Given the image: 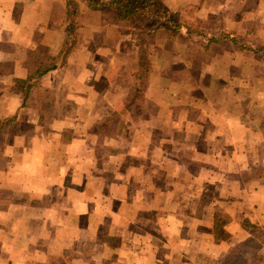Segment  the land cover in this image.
<instances>
[{"label":"crops","instance_id":"obj_1","mask_svg":"<svg viewBox=\"0 0 264 264\" xmlns=\"http://www.w3.org/2000/svg\"><path fill=\"white\" fill-rule=\"evenodd\" d=\"M162 1L179 15L195 8L200 30L214 12V0ZM256 1L264 13V0ZM70 13L77 38L63 55ZM128 29L87 0H0V264H264V155H250L264 145V72H250L244 55L218 51L233 55L241 49L233 41L204 39L199 58L185 60L210 80L212 104L199 107L170 86L177 39L189 51L196 34L159 31L151 48L158 57L132 103L140 58ZM167 43L174 54L164 63ZM224 60L252 79L246 98L225 99ZM110 118L129 121L132 134L114 125L102 138L96 127ZM178 133L189 145L207 142L206 155H169L164 144L179 143Z\"/></svg>","mask_w":264,"mask_h":264},{"label":"rangeland","instance_id":"obj_2","mask_svg":"<svg viewBox=\"0 0 264 264\" xmlns=\"http://www.w3.org/2000/svg\"><path fill=\"white\" fill-rule=\"evenodd\" d=\"M73 1H71L72 3ZM214 2V6L213 3ZM209 1V5H207L208 9H213L214 12H211L213 15L207 18V24L205 28H203V30L201 31V34H196V39L193 40L192 45H191V49L188 50V48L184 45V41L181 40V37H179V39H177V46H176V50H177V55H176V64H174V68H173V78L170 80V86L175 87V92L184 99V101L189 100L190 98L195 96L197 97V104L199 107H205V109L208 108V106L212 103H206V99H205V95H207V93H209L210 89L208 87V84L210 83L209 79H206L204 76L203 77H199L200 71H199V66H191L192 69L190 70L189 68L187 69L185 60H189L190 58V53L193 54V57L196 56L197 58H199L198 56L201 54L202 52V47L200 45V43H202L204 41V39L206 41H208L210 44L211 43H218L219 41H225L226 38H224V36H228L231 35V37H236L238 41H241L243 43H246L250 46L253 47H260L264 45V13L262 14H257V1L256 0H243L242 2L239 1L238 4L242 5L243 7H236V1L235 0H214V1ZM214 7V8H213ZM73 10V8L71 10H69L70 12ZM194 10H196L195 8H190L187 12H184V15H181L182 18L187 21V22H192V21H196V23L199 24V27H201V20H199L198 17H196L193 12ZM225 11V12H224ZM238 11H241L244 15V24L242 25L241 28H239L238 30H230L228 29V26L233 25L234 21L240 20V18H243V15L239 14L238 15ZM254 11V12H253ZM221 12V13H218ZM246 12H249L248 15H245ZM228 13V14H227ZM71 15V13H70ZM69 15V16H70ZM246 16H248V18H246ZM194 26V25H193ZM204 27V26H203ZM128 29V28H127ZM129 30V29H128ZM156 35V34H155ZM155 35H153L152 37H150L147 41H146V50H147V63L149 66V69L152 66V54L154 53V55L156 57L157 56V50L154 49L153 53L151 52V48L154 44V40H155ZM164 36L160 35V43H162L164 41ZM174 40V39H173ZM172 40V41H173ZM227 40V39H226ZM170 41V40H169ZM170 41V42H172ZM229 41V40H228ZM231 42V41H230ZM233 43V42H232ZM168 45V43H167ZM236 45V44H235ZM150 46V47H149ZM164 47V46H163ZM197 49H195V48ZM165 48V47H164ZM172 47H170V45H168V47L166 48L167 51L171 52L168 53L165 51H162V54L160 53V59H164V63L165 61H167L168 59H170V57L174 54V50L170 51ZM239 51H235L232 53L233 55H231V49L229 48H224L222 47L220 50L218 51H228L229 57H232L234 55H244L248 58V60H246V63H248L246 66L249 67L250 72H256V73H263L264 72V65H261L260 67H256V65L253 63V60L251 59V56H247L249 55L248 53H244L243 54V50L244 49H240L238 48ZM246 58V59H247ZM168 62V61H167ZM225 60L223 61L222 67L225 68L229 73H231V78L230 80H226L224 83H222L221 88L222 90H224V92L226 93L225 99L229 100V94H234L236 95V92L239 94H241V96L245 97L248 96V94L246 93V90L243 92L242 89H244V84L245 83H249L252 82V79L249 78L250 81H245L246 79L241 80V75L243 73L242 68H237L236 66L232 65L231 61L229 60L228 65L225 64ZM218 67V65H216ZM220 68V67H218ZM246 70H248V68H246ZM180 71L184 72L181 76V74L179 73ZM188 71V72H187ZM193 72H196V75L193 77ZM248 72V71H246ZM189 73H191V79L188 77ZM181 76V78H179ZM245 81V83H244ZM166 81H161L160 84L165 83ZM248 88V87H246ZM256 88H260L258 87V85L256 86ZM243 94V95H242ZM257 94H260V92L258 93H254V95L257 96ZM240 104V103H238ZM244 106L246 107V102L243 103ZM216 106V105H215ZM220 106V105H219ZM178 108H180L179 106H177ZM244 107V108H245ZM192 108V107H191ZM202 108H197L198 111V116H200V113H202L201 111ZM219 109V108H217ZM122 116V115H120ZM134 117V115H133ZM140 116H138L137 114H135V118H138ZM118 119L113 121L110 128L108 129V126L104 127L101 131L102 134V138L107 137L108 138V133L111 129L115 128L114 125L117 127V123H118ZM206 121V120H204ZM208 122V121H206ZM206 122L204 123V132L206 131ZM201 125H203V123H200ZM113 127V128H112ZM212 130H217L219 131V128H213ZM210 130V131H212ZM233 136L234 139H236L237 134H236V127L233 128ZM203 132V133H204ZM170 135L172 134L171 132L169 133ZM165 136V135H164ZM236 136V137H235ZM175 137L180 140L179 143H175L173 145L171 144H164V149L167 150L170 154L169 155H206V149L207 146L209 145L207 142L205 144V142H198L197 141V145H189V141H185V137L183 136V134L178 133L177 135L175 134ZM161 138V136H160ZM157 140V137L155 135V141ZM217 146H221L220 142L218 141V143L216 144ZM252 145H246V149H251ZM254 146V145H253ZM264 145H258L257 146V152L256 153H251L250 155H264V149H263ZM108 146H105V148ZM238 145H229L228 148L230 150V153H234L233 155H237L236 149H237ZM105 148L104 147H100L99 149L101 150L102 153L105 152ZM242 148V147H241ZM198 150H200L198 152ZM163 151V150H162ZM162 153V152H160ZM220 153V152H218ZM164 154V153H163ZM165 155V154H164ZM208 197H213L215 199L216 197V193H214V189L210 188ZM218 198V197H217ZM221 217V216H220ZM222 220V219H221ZM253 247V246H252ZM251 247V245L249 246L250 249H253ZM247 253V255L249 254L248 251H245V254ZM257 261V260H256ZM255 262V261H254ZM253 262V263H254ZM238 261L236 258L230 260L229 264H237ZM242 264H244L242 262ZM252 264V263H251Z\"/></svg>","mask_w":264,"mask_h":264},{"label":"trees","instance_id":"obj_3","mask_svg":"<svg viewBox=\"0 0 264 264\" xmlns=\"http://www.w3.org/2000/svg\"><path fill=\"white\" fill-rule=\"evenodd\" d=\"M87 2L91 9L112 14L120 25L132 30L133 41L139 47L140 58L139 73L136 77L133 96L130 99L132 103L136 100L135 95L138 94V91H141L139 87H145L148 82L149 63L146 61V41L159 31L171 36H177L180 35L181 30L185 28L188 36L201 34V31H199V24H195L196 21L187 22L181 15L170 13L162 0H108L104 2L99 0H87ZM70 18L71 24L67 31L68 42L66 49L63 51V55H66L71 50L77 38V33L75 32L76 23L74 21L75 14L72 13ZM224 38L233 41L244 50L257 53L264 59V45L253 47L238 41L236 37H231V35L224 36ZM55 66L54 64L47 69L41 70L39 75L41 76L47 73L55 68ZM115 120L116 118H110L106 121H102L96 128L99 132L104 130L103 128L106 126H108L109 129L112 122ZM118 120L117 126L122 129L125 128L126 133L132 134L133 127L130 122L124 118ZM111 131H113V129H111ZM111 131H109L107 135H109Z\"/></svg>","mask_w":264,"mask_h":264}]
</instances>
